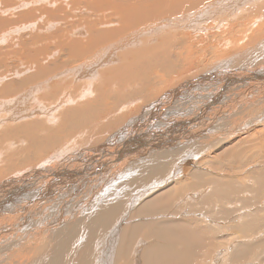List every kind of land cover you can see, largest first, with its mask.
Masks as SVG:
<instances>
[{
    "label": "bare ground",
    "instance_id": "1",
    "mask_svg": "<svg viewBox=\"0 0 264 264\" xmlns=\"http://www.w3.org/2000/svg\"><path fill=\"white\" fill-rule=\"evenodd\" d=\"M0 264H264V0H0Z\"/></svg>",
    "mask_w": 264,
    "mask_h": 264
},
{
    "label": "rangeland",
    "instance_id": "2",
    "mask_svg": "<svg viewBox=\"0 0 264 264\" xmlns=\"http://www.w3.org/2000/svg\"><path fill=\"white\" fill-rule=\"evenodd\" d=\"M185 83V82H184Z\"/></svg>",
    "mask_w": 264,
    "mask_h": 264
}]
</instances>
